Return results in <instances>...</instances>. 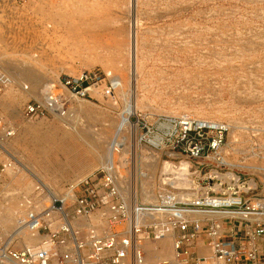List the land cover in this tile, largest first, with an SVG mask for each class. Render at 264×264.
Listing matches in <instances>:
<instances>
[{
    "label": "rangeland",
    "instance_id": "obj_1",
    "mask_svg": "<svg viewBox=\"0 0 264 264\" xmlns=\"http://www.w3.org/2000/svg\"><path fill=\"white\" fill-rule=\"evenodd\" d=\"M129 2L0 0V67L7 77L0 91V111L13 127V135L4 139L0 149V219L8 216L17 221L23 214V198L39 192H43L41 205L46 206L64 192L66 184L101 169L95 156L109 166L118 165L127 205L135 191L140 193L141 183L158 196L160 187L169 189L161 182L163 176L176 180L179 171L183 185L178 182L174 188L171 180L177 195L193 197L201 187L217 185L215 180L208 184L207 178L218 172L227 183L234 179L233 185L245 198H264V0ZM132 64L134 74H130ZM46 66L51 73H45ZM18 71H33L40 77L34 91L31 82L17 79ZM83 71L100 74L101 87L77 98L59 86L63 77ZM49 84L62 93L63 109L27 116L26 102L42 99ZM127 95H132L130 101H125ZM180 116L227 123L220 157L228 168L215 170L214 163L198 167L165 146L154 149L146 143L155 134L147 133L145 125L160 133L162 118ZM124 119L128 122L122 128ZM182 161L189 163V169ZM38 181L48 190H42ZM137 203L139 209H156L140 195ZM166 212H143L139 224L167 222L172 216ZM205 215L184 219L198 221ZM260 215L264 213L234 212L245 218ZM19 228L17 222H0V242L11 248L40 245L42 238L29 231L16 235Z\"/></svg>",
    "mask_w": 264,
    "mask_h": 264
},
{
    "label": "built area",
    "instance_id": "obj_2",
    "mask_svg": "<svg viewBox=\"0 0 264 264\" xmlns=\"http://www.w3.org/2000/svg\"><path fill=\"white\" fill-rule=\"evenodd\" d=\"M102 81L104 78L100 74L83 71L77 76L63 77L59 86L71 95L83 98L90 92V86L99 87ZM6 84L7 77L0 67V91ZM56 88L51 84L42 99L28 100L24 113L39 116L49 111L60 112L65 100ZM104 89L110 92V87ZM161 123L164 127L158 130L160 133L145 125L147 133L155 134L150 135L149 142H146L150 147L165 146L198 167L214 163L215 170L228 168L221 165L219 153L229 131L226 122L180 116L162 118ZM12 135L13 127L3 120L0 111V146ZM210 155L216 157L211 158ZM118 175V165L114 162L109 169H98L66 184V190L59 197L49 199L44 207L41 205L43 192L36 197L25 196L23 214L18 217L17 225L33 236L41 237V243L37 247L11 248L0 242V263L8 260L14 264H143L144 252L135 246L137 237L141 235L156 240L172 228L175 233L173 258L160 259L157 264H264L263 221L235 225L234 216L221 214L205 215L198 221L168 218L165 223L157 220L132 224ZM207 179L208 184L221 183L223 188L228 187L227 182L215 174ZM237 179L242 183L239 176ZM231 181L234 183V179ZM172 191L169 187L160 197L156 209L184 207L203 212L211 209L217 213L224 210H243L255 215L264 213V198L251 205L243 198V191L238 186H233L230 193L209 190L205 196L192 202L176 199ZM96 212H100L101 220L106 221L107 231L90 220ZM120 225L124 227L117 229ZM200 241L209 248L208 254L198 252Z\"/></svg>",
    "mask_w": 264,
    "mask_h": 264
},
{
    "label": "bare ground",
    "instance_id": "obj_3",
    "mask_svg": "<svg viewBox=\"0 0 264 264\" xmlns=\"http://www.w3.org/2000/svg\"><path fill=\"white\" fill-rule=\"evenodd\" d=\"M132 2H133V0H131V3L129 2V4H132ZM133 5V4H132ZM131 5V6H132ZM132 8V7H131ZM132 46H133V50H135V53H136V42H135V35H132ZM130 43V44H131ZM132 46H131V48H132ZM130 50V49H129ZM44 67V66H43ZM130 69V68H129ZM50 70H51V68L49 67V66H46L45 67V73H51L50 72ZM130 70H132V71H130V72H132V73H130V74H134L135 72H136V66H135V64H132V68L130 69ZM21 71V70H20ZM33 72V71H32ZM32 72H30V71H22V73H20L19 74V71H18V74H17V79H22V80H25V81H29V82H31L32 83V86H31V91H34L36 88H37V86H38V83L40 82V77H38V76H36V74H33ZM133 77V76H132ZM113 83V82H112ZM128 84L130 85V82H128ZM23 85V84H22ZM51 86V84H49L45 89H44V91H43V95H42V98L44 97V93H45V90L48 88V87H50ZM99 87H101V86H99ZM99 87H96V86H90V88H89V90L90 89H94V88H99ZM113 87H114V84H113ZM42 89V88H41ZM72 96H74V95H72ZM74 97H76V96H74ZM78 98V97H77ZM132 98V95L129 97V95H127V96H125V101H127L128 99V101H130V99ZM134 98V97H133ZM79 99H82V98H79ZM52 112H54V111H52ZM129 113V112H128ZM54 114H56L55 112H54ZM129 116H130V114H128ZM127 122H128V120L127 119H124L123 120V122H121V124H120V126L123 128L124 127V125L126 126L127 125ZM72 129H74V128H72ZM120 135V134H119ZM88 137V136H87ZM2 143V142H1ZM92 144V143H91ZM111 145H112V143H111ZM114 145V144H113ZM124 145V143H122V144H119V146L121 147V146H123ZM137 145V144H136ZM1 147V146H0ZM113 147V146H112ZM111 147V148H112ZM112 149H114V148H112ZM118 147L116 148V150L115 151H117L118 152ZM220 150H223V147L220 149ZM109 151H110V149H109ZM114 151V152H115ZM111 152V151H110ZM109 152V153H110ZM219 153H220V151H219ZM220 155H221V153H220ZM108 156H109V154H108ZM107 156V157H108ZM110 156H111V154H110ZM109 156V157H110ZM103 157H104V155H103ZM209 157H211V158H215L216 157V155L214 156V155H210ZM112 158V157H111ZM222 158V157H221ZM110 159V158H109ZM94 161H97L98 162V166L100 167V168H107V169H109L110 168V166L112 165H110L109 166V164H106L105 163V159H103L102 157H100L99 156V158H96V156L94 157V159H93ZM107 160V159H106ZM112 160V159H111ZM108 161V160H107ZM109 162V161H108ZM156 162H159V158L155 161V163ZM222 162H223V164H221V165H224L225 163H226V160H224V158H222ZM111 163V162H110ZM180 163H184V164H187V167H188V164L189 163H187V162H184V161H182V162H180ZM163 165H164V163H163ZM162 165V166H163ZM171 165V164H170ZM135 166H136V163H135ZM169 166V165H168ZM164 167H166L167 168V164H165V166ZM172 167V166H171ZM171 167H170V169H171ZM175 169V168H174ZM188 169H189V167H188ZM172 171V170H171ZM173 172H175L174 170H173ZM176 173V172H175ZM179 174H180V176H176L175 174V179L176 180H174L172 177L171 178H169V177H167V176H163V179H161V182H162V184H163V186L164 185H167V186H169V187H171L172 189H173V187H172V185H171V180L173 179L174 181V183H176L175 184V187L174 188H177L178 187V182L179 183H181V186L183 185V177H182V172L181 171H179L178 172ZM137 174H138V171L136 172V174L134 173V175H133V179H135V181H136V179H137ZM212 175L213 174H215V177H219V178H221V179H223L220 175H223V174H218V172H215V173H211ZM30 175H32V173H30ZM120 175H121V173H120ZM229 175V174H228ZM84 176H86V175H82V176H80V177H77V178H82V177H84ZM182 177V178H181ZM225 177V176H224ZM181 178V179H180ZM163 180V181H162ZM232 180V179H231ZM39 182V181H38ZM121 182V181H120ZM120 182H119V184H120ZM164 182H167V183H164ZM227 182V181H226ZM135 184V183H134ZM185 184V183H184ZM228 184V187L224 190L223 188H222V186H221V184H218L217 183V185L216 184H214V185H210V186H208L207 188H202L201 187V189L200 190H198V193H197V191H196V193H197V195L196 196H194L193 195V197H191V195H189V194H186V193H182V194H180V195H177L176 193H177V191H179V190H173L172 191V193H173V196L176 198V199H178V200H180L181 198H183V199H181V200H188L189 202H192V201H195L198 197H200V196H205L206 194H207V192L209 191V190H213V191H221V192H223V193H230V189H232V187L234 186L233 185V183L232 182H228L227 183ZM39 185H40V188L42 189V190H45V191H47L48 190V188L46 187V186H44V184L42 185V183H40L39 182ZM152 185H153V183H152ZM135 186V185H134ZM141 188H140V193L138 194V190L137 191H135V193H134V196H135V198L134 197H129V205H128V208H129V210H130V221H131V223L133 224V223H135L136 225H138L139 224V221H141L140 219H141V214L143 213V212H145V213H151V212H153V213H157V214H159L160 213V211H169V212H166L167 214H169V215H171L172 217H169V218H175V219H183V220H185L184 218H186V216H204L205 214H203L202 212L201 213H188V210H184V209H176V207H174V208H158V209H139L138 208V203H137V199H138V197H139V195H140V197H141V200L142 201H145V202H147V203H150L151 205H153V206H157V204H159V201H160V197H162L166 192H167V190H165V188H161L160 187V192H159V194H158V196H157V194H155L151 189H145L144 188V186L142 185V183H141ZM145 189V190H144ZM64 190H66V188H64ZM120 191H121V187H120ZM181 191H185V190H181ZM122 192V191H121ZM122 194L124 195V193L122 192ZM175 195H177V196H175ZM180 196V197H179ZM183 196V197H182ZM131 198V199H130ZM238 200V199H237ZM128 201V200H127ZM160 210V211H159ZM175 210H176V212H175ZM146 211H148V212H146ZM151 211V212H150ZM171 211V212H170ZM172 211H174V212H172ZM178 211H180V212H178ZM212 211V212H211ZM234 211H236V213L238 212L239 213V210H224L223 211V213H230V215L232 214V216H234ZM204 212H211V213H214V210H211V209H209V210H206V211H204ZM240 212H242V213H246V212H243V211H240ZM185 213H187V214H185ZM215 213H217V212H215ZM218 213H220V211L218 212ZM247 214V213H246ZM249 214H251V215H255V214H252V213H249ZM95 215V216H94ZM143 215V214H142ZM227 215V214H226ZM257 215V214H256ZM146 217H148L147 215H145ZM207 216V215H206ZM210 216V215H209ZM246 218L247 219H249V220H251V221H254V220H258V221H263L264 222V215L263 216H257V217H248V216H246ZM90 220L94 223V222H96L97 223V225H99L100 226V229H102V230H104V231H107V228H108V226H107V223H106V221H103V220H101V215H100V212H96V213H94V214H92V216H91V218H90ZM0 222L1 223H3V224H7V223H14V222H17L16 220H14V219H11L10 217H8V216H3V217H1V219H0ZM77 222H79V221H77ZM153 221H151V222H149V223H152ZM163 223H165L166 221H162ZM23 227H21V228H19V230H18V232H17V234L16 235H22L24 232H26V231H28L27 229H22ZM170 229H172V228H170ZM172 232L174 233V231H173V229H172ZM172 232H171V230L168 232V235L167 236H165L163 239H162V237L161 238H159V239H153V240H155V241H153V243H148L149 241H147V240H150L149 238H143L141 235H139L138 237H137V240L135 241V246H136V248H138V249H141L143 252H144V263L143 264H157V262L160 260V259H169V258H173V255H174V248H173V246H172V239L174 238V236H175V233L172 235ZM167 233V232H166ZM32 237H36V236H32ZM162 239V240H161ZM11 240H12V238H11ZM142 241H144V242H142ZM173 243H174V241H173ZM198 246L199 247H201V250H200V248H199V253L201 254V253H204V254H208L210 251H209V248L206 246V245H203V243L200 241L199 243H198ZM0 264H14L13 262H11V261H8V260H6L5 261V263H0Z\"/></svg>",
    "mask_w": 264,
    "mask_h": 264
},
{
    "label": "crops",
    "instance_id": "obj_4",
    "mask_svg": "<svg viewBox=\"0 0 264 264\" xmlns=\"http://www.w3.org/2000/svg\"><path fill=\"white\" fill-rule=\"evenodd\" d=\"M243 196V195H242ZM243 198H245L244 196H243ZM246 200H249V203L251 204V205H255L256 203H257V201H259V198H251V197H247V198H245ZM240 211H243V210H239V213H242V212H240ZM235 212V211H234ZM243 212H246L247 214H249L250 212H247V211H243ZM238 213V212H237ZM246 221H251V220H249V219H247V218H245V217H241V216H234V224L235 225H239V224H243V223H245Z\"/></svg>",
    "mask_w": 264,
    "mask_h": 264
}]
</instances>
